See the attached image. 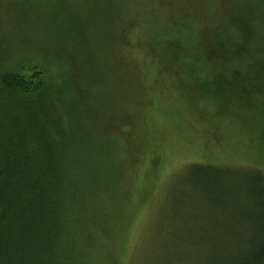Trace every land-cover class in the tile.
Segmentation results:
<instances>
[{"label":"rangeland","instance_id":"obj_1","mask_svg":"<svg viewBox=\"0 0 264 264\" xmlns=\"http://www.w3.org/2000/svg\"><path fill=\"white\" fill-rule=\"evenodd\" d=\"M261 15L264 0H0V74L4 63L12 69L19 62L22 73L38 76L62 104L86 89L83 117L74 119L83 141H76L75 132L72 139L77 163L87 166L83 174L95 159L98 165L86 177L88 187L101 189L83 199L93 235L76 238L74 245L60 241L55 264H209L213 246L232 251L238 239L247 240L249 208L199 212L177 205L178 191L165 200L176 185L165 179L189 163L264 172V93L246 96L242 81L227 77L222 97L214 96L211 83L204 87L211 93L202 96L186 82H164V59L172 56L170 69L190 71L194 84L205 85L211 69L195 53L238 41L239 28ZM215 29L214 39L203 37ZM130 34L141 41H131L139 49L127 48ZM262 36L264 30L251 34L248 44L258 48ZM134 54L132 61L144 63L138 91L129 88L127 71L107 75L106 90L81 73L114 68ZM159 54L164 59L152 60ZM71 80L80 82L73 91ZM102 93L99 106L95 97ZM13 99L0 89V106ZM81 202L74 207L78 218Z\"/></svg>","mask_w":264,"mask_h":264},{"label":"trees","instance_id":"obj_2","mask_svg":"<svg viewBox=\"0 0 264 264\" xmlns=\"http://www.w3.org/2000/svg\"><path fill=\"white\" fill-rule=\"evenodd\" d=\"M254 19L258 22L255 27H252L253 20L252 25L239 28L242 36L238 41L228 39V46L220 43L216 49L205 48L201 53H195L194 57L202 59V63L211 69V79L205 85L194 84L189 79L190 71L170 69L172 56L166 60L159 54L152 60L162 58L166 61L165 68L168 70L164 69V82L168 79L180 84L186 82L189 90L202 96L211 93L204 89L211 83L215 86L214 96L222 97L219 89L224 90L227 77L232 83L238 79L242 81V93L246 96L252 95L255 90L264 93V42L258 48L248 44L251 34L264 30V15ZM216 31L220 29L209 30L203 37L212 35L214 39ZM226 34L230 33L227 31ZM138 39L137 42H141ZM262 39L264 41L263 36ZM136 40L130 34L125 39L127 48H138L131 43ZM126 52L129 51L126 49ZM134 57L135 54L126 63L116 62L114 68L107 63L108 68L103 65L99 71L92 73L83 68L81 73L86 78L97 80L106 90L107 75L114 78L120 70L127 71L131 73L127 78L129 88L138 91L141 89L138 87L141 86L138 82L139 69L144 67V63L136 64L132 61ZM2 66L4 72L0 74V89L14 95V99L0 106V264H55L53 260L60 257V241L68 239V243L74 245L76 238L93 235V223L83 218L87 209L83 199L88 194L95 196L101 189L100 184L88 187L86 177L94 168L96 172L98 165L92 164L95 159L91 162V171L83 174L87 166L77 163L72 139L75 132L76 141H83L80 127L74 119L83 117L81 110L88 104L84 96L86 89L66 96L67 100H63L62 104L59 98L42 87L38 76L28 77L22 73L19 68L23 65L19 62L12 69L5 63ZM79 83L73 80L70 90L73 91ZM103 95L95 97L99 106H103ZM201 111L204 110H197L198 113ZM96 114L102 116L103 111H95L94 118ZM75 128L79 129L74 131ZM86 144L93 151L94 144L90 141ZM108 152H104L106 156H109ZM166 176L165 181L170 180L176 185L172 186L174 191L167 190L165 200H171L172 194L178 191L177 205L191 206L199 212L207 209L227 212L230 208L243 206L249 208L246 216L251 223L248 225L250 235L247 240L238 239L232 251L226 246L220 249L213 246L209 264H264V172L261 169L189 163L178 169L175 175L170 173ZM165 181L160 184L164 185ZM79 198L82 200L78 209L80 218L74 210Z\"/></svg>","mask_w":264,"mask_h":264}]
</instances>
